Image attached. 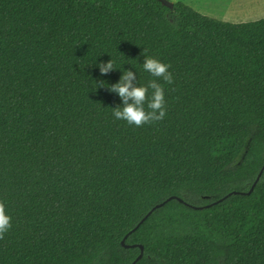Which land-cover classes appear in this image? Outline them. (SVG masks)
Listing matches in <instances>:
<instances>
[{"label":"trees","instance_id":"trees-1","mask_svg":"<svg viewBox=\"0 0 264 264\" xmlns=\"http://www.w3.org/2000/svg\"><path fill=\"white\" fill-rule=\"evenodd\" d=\"M144 49L174 83L157 81L166 117L135 127L112 115L123 102L109 87L124 70L156 79ZM263 165L264 17L0 0V201L13 225L0 264H264ZM171 195L189 204L171 198L136 226Z\"/></svg>","mask_w":264,"mask_h":264},{"label":"clouds","instance_id":"clouds-1","mask_svg":"<svg viewBox=\"0 0 264 264\" xmlns=\"http://www.w3.org/2000/svg\"><path fill=\"white\" fill-rule=\"evenodd\" d=\"M147 49H144L143 70L149 73L152 79L147 85H138L136 73L131 70H124L119 82L111 85L109 91L118 94L123 106L112 108V115L117 120L125 121L130 126L143 127L148 124L162 121L167 115V103L165 89L158 80H163L171 85L174 83L173 74L169 71V64L147 56ZM101 75H107L114 71V63L109 60L107 63L97 65ZM103 84V82H101ZM151 89V93H149ZM146 105V107H145ZM12 217L6 211V205L0 201V240L12 228Z\"/></svg>","mask_w":264,"mask_h":264},{"label":"rangeland","instance_id":"rangeland-1","mask_svg":"<svg viewBox=\"0 0 264 264\" xmlns=\"http://www.w3.org/2000/svg\"><path fill=\"white\" fill-rule=\"evenodd\" d=\"M172 2L178 0H170ZM187 3L194 9L215 16L220 19L233 22L255 20L264 17V1L257 7L245 8L244 10L231 11L227 6L220 3V0H179ZM222 5V6H221Z\"/></svg>","mask_w":264,"mask_h":264},{"label":"water","instance_id":"water-1","mask_svg":"<svg viewBox=\"0 0 264 264\" xmlns=\"http://www.w3.org/2000/svg\"><path fill=\"white\" fill-rule=\"evenodd\" d=\"M160 1H162V3H164L165 5H167V6H169L170 8H172L173 7V2L172 1H170V0H160ZM263 167H264V165H263ZM263 167L261 168V170L259 171V173H258V175H257V177H256V179H255V181L253 182V184H252V186H251V188L247 191V192H249L252 188H253V186H254V184L257 182V180L259 179V177H260V175H261V173H262V170H263ZM230 193H245L244 191H239V190H233V191H231ZM230 193H228V194H230ZM226 196V195H225ZM224 196V197H225ZM171 198H177L179 201H182V202H184V203H186V204H189L188 202H186L182 197H180V196H177V195H171V196H169V197H167L164 201H161V202H159V203H157V204H155L141 219H140V221L136 224V226L140 223V222H142L143 220H144V218L148 215V214H150L151 213V211L153 210V209H155L156 207H159V206H161L162 204H164L167 200H169V199H171ZM223 198V197H222ZM222 198H220V199H218V200H216V201H214V202H217V201H219V200H221ZM194 207H196V206H194ZM136 226L135 227H133L129 232H131L133 229H135L136 228ZM127 236V234L125 235V237ZM124 237V238H125ZM124 238L122 239V243H123V245H125V246H133L134 244H127V243H125L124 242ZM142 252H143V246L142 245H140V252H139V254L137 255V257L133 260V262H135L139 257H141V255H142Z\"/></svg>","mask_w":264,"mask_h":264},{"label":"crops","instance_id":"crops-1","mask_svg":"<svg viewBox=\"0 0 264 264\" xmlns=\"http://www.w3.org/2000/svg\"><path fill=\"white\" fill-rule=\"evenodd\" d=\"M263 1L264 0H220V3L223 4V5L225 4L227 6L226 8L231 9V11H237V10L241 11V10H244L245 8L257 7L259 4H262ZM198 12H200V11H198ZM200 13H202V12H200ZM203 14H205V13H203ZM210 16H212V15H210ZM213 17H215V16H213ZM257 19H259V18H257ZM222 20H224V19H222Z\"/></svg>","mask_w":264,"mask_h":264}]
</instances>
